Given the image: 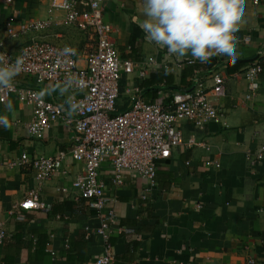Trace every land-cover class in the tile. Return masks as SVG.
<instances>
[{
    "label": "crops",
    "instance_id": "1",
    "mask_svg": "<svg viewBox=\"0 0 264 264\" xmlns=\"http://www.w3.org/2000/svg\"><path fill=\"white\" fill-rule=\"evenodd\" d=\"M50 1L0 0V41H5V50L18 55L33 38L70 44L82 53L88 48L89 37L66 21L63 10L49 11ZM101 3L120 59L157 64L144 79H138L135 72L123 73L119 111L129 105L128 89L137 83L145 100L168 104L174 91L192 86L195 72L210 94L214 76L225 77L224 95L214 100L225 114V125L178 124L185 138L206 141L209 148H174L170 157L159 162L155 186L147 190L146 197L142 193L148 182L137 172L128 171L120 186L113 185L105 173L106 192L114 198L111 206L116 211L111 236L115 264H249L250 258L264 264V158L252 164L247 155L264 146V0H243L245 14L234 39L235 62L214 55L207 64L191 56L177 59L147 42L138 26L143 19L140 0ZM10 18L16 23L48 20L50 25L11 39L6 32ZM254 60L262 66L259 89L247 99L243 71ZM15 81L35 85L21 73ZM53 83L59 84L47 81L37 87L41 93ZM71 95L69 89L64 95L57 91L43 97L65 103ZM9 102L11 111L6 107ZM0 115L10 122V127H0V221L8 232L0 243V264H94L103 243L98 236L88 237L84 229L86 224L96 226L99 217L96 211L79 206L72 189V181L84 170L83 163L67 154L63 163L67 172L43 182L33 171L8 164L23 151L37 156L69 151L72 129L59 122L42 138L30 136L32 108L15 95L0 102ZM207 159L220 166L206 165ZM32 191L45 206L27 210L25 219L19 220L15 206Z\"/></svg>",
    "mask_w": 264,
    "mask_h": 264
},
{
    "label": "built area",
    "instance_id": "2",
    "mask_svg": "<svg viewBox=\"0 0 264 264\" xmlns=\"http://www.w3.org/2000/svg\"><path fill=\"white\" fill-rule=\"evenodd\" d=\"M52 10H63L66 21L83 31L91 43L82 53L70 44L58 45L33 38L20 54L13 55L5 50V41H0V53H6L13 59L24 56L21 74L30 76L35 84L22 86L14 80L10 88H0V102L15 95L32 108V119L28 124L30 136L42 138L53 124L64 122L72 129L73 143L69 151L58 150L49 156L23 151L8 164L33 171L35 178L43 182L57 173L67 172L63 164L67 154L83 163L84 170L72 181V189L76 192L79 206L96 211L99 217L96 226L86 224L84 229L88 237L98 236L103 243L102 252L95 258L94 264H115L111 236L116 211L111 206L114 198L106 192L105 175L108 174L113 185L120 186L124 184L128 171L137 172L148 182V187L142 193L146 197L147 190L155 186L159 162L170 157L174 148L181 145L209 148L206 141L193 136L185 138L178 124L188 121L197 128H202L207 122L225 125V114L214 103L216 98L224 95L225 77L221 74L214 76L210 94L199 72H195L191 76L192 86L174 91L168 104L145 100L141 94L142 88L137 83L128 89L131 92L129 105L119 111L117 101L123 73L135 72L138 79H144L157 64L140 65L120 59L112 36L113 28L104 17L101 0H51L49 11ZM49 25L48 20L16 23L10 18L6 21V32L8 38L16 39ZM65 46L74 48L75 55H62L61 50ZM82 58L83 63L80 62ZM149 61L153 62L154 58H149ZM261 70L260 62L254 60L243 71L247 82V99H251L259 89ZM68 76L82 81L81 85L70 89L71 111L66 103L41 96L37 87L47 81L61 84ZM247 155L252 164L257 163L264 158V146L249 151ZM205 164L220 166L219 162L210 159ZM37 196V192L32 191L15 206L17 219L24 220L27 210L45 206ZM7 236L4 223L0 221V243ZM249 264L258 263L250 258Z\"/></svg>",
    "mask_w": 264,
    "mask_h": 264
},
{
    "label": "clouds",
    "instance_id": "3",
    "mask_svg": "<svg viewBox=\"0 0 264 264\" xmlns=\"http://www.w3.org/2000/svg\"><path fill=\"white\" fill-rule=\"evenodd\" d=\"M140 4L143 19L138 26L146 41L165 49L168 55L177 59L191 56L200 64L209 63L214 55L235 62L234 34L245 14L243 0H140ZM61 54L75 55V49L65 46ZM23 70V55L13 59L0 53V88H10ZM81 84L76 77L68 76L61 84L48 85L40 95L57 91L64 95ZM65 103L71 106V97ZM6 107L11 111V102ZM0 127H10L4 115H0Z\"/></svg>",
    "mask_w": 264,
    "mask_h": 264
},
{
    "label": "trees",
    "instance_id": "4",
    "mask_svg": "<svg viewBox=\"0 0 264 264\" xmlns=\"http://www.w3.org/2000/svg\"><path fill=\"white\" fill-rule=\"evenodd\" d=\"M120 89H121V81H120Z\"/></svg>",
    "mask_w": 264,
    "mask_h": 264
}]
</instances>
